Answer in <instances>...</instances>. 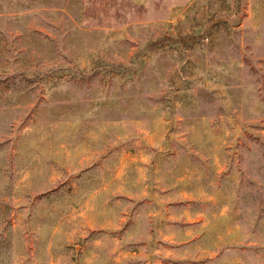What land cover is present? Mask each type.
<instances>
[{
    "label": "rangeland",
    "instance_id": "obj_1",
    "mask_svg": "<svg viewBox=\"0 0 264 264\" xmlns=\"http://www.w3.org/2000/svg\"><path fill=\"white\" fill-rule=\"evenodd\" d=\"M0 264H264V0H0Z\"/></svg>",
    "mask_w": 264,
    "mask_h": 264
}]
</instances>
